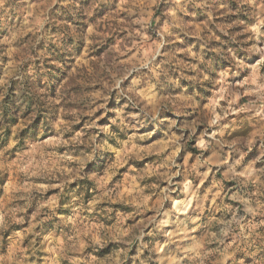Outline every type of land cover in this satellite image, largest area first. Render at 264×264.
Segmentation results:
<instances>
[{"label":"clouds","instance_id":"clouds-1","mask_svg":"<svg viewBox=\"0 0 264 264\" xmlns=\"http://www.w3.org/2000/svg\"><path fill=\"white\" fill-rule=\"evenodd\" d=\"M189 2L0 0V264H264V0Z\"/></svg>","mask_w":264,"mask_h":264},{"label":"rangeland","instance_id":"rangeland-1","mask_svg":"<svg viewBox=\"0 0 264 264\" xmlns=\"http://www.w3.org/2000/svg\"><path fill=\"white\" fill-rule=\"evenodd\" d=\"M197 3H198V0H190V2L186 5V13H183V12L177 13L176 24L181 25V26H183L184 24H193L196 26V30H197L198 34H193L191 36H182L183 44H166L163 48L164 51H172L175 48L191 46L192 44H196L197 48H198L199 43H203V41L200 39V37L205 34L206 29H202L200 26L207 22L208 14H207V11L203 10L202 8L197 7ZM164 7H165V5H163V4L160 5L161 9H163ZM157 15H160V13L157 12ZM221 19H223V18H217L216 22L219 23ZM209 27L211 28L212 26L209 25ZM169 31L172 32L173 34H175V33L180 31V28H170ZM216 34L220 35L219 32H217ZM221 38H223V37H221ZM108 39L111 40L112 37L109 36ZM209 44L210 45H217L218 42L210 40ZM153 51H154L153 49H145L143 51L144 59H146V60L150 59L152 54H153ZM194 51H195V49H194ZM181 58L186 59V60L191 59L190 57H183V56H181ZM83 70L85 71V73H87L89 70H92V69L90 68V66H86ZM259 72L262 75H264V66H261L259 68ZM73 127H76V126L74 125ZM200 131H202V128L200 129ZM53 138L55 139V137H53ZM189 149H190V151L193 152L192 161H194L195 160V154H196L195 149H192L191 145H189ZM254 152H256L255 148H253V153ZM183 155H184V152L182 151L181 156H183ZM249 156H252V153H249ZM145 159L146 160H154V159H156V157L155 156H149V157H146ZM246 159H247V157H246ZM192 161H190V162H192ZM224 170H225L224 168H221V171H224ZM201 171H203V169H201ZM17 175L18 174L15 171H13L10 174L11 178H9V181H8V194L9 195L12 193L13 189L17 186L18 181L14 182V178ZM176 179L179 180L180 178L177 177ZM73 183H76V181H74ZM210 183H211V177L209 178V181L205 183L204 187L205 188L209 187ZM232 183H234V182H230L228 184V187H231ZM57 191H59L58 188L50 189L49 195H51L53 192H57ZM201 191H203V189H201ZM130 192H131V190H126V193H122L121 195L123 197L127 193H130ZM173 196L175 197L176 194L174 193ZM177 198H179V197H177ZM153 199H155V198H153ZM168 206L169 205L166 203L165 207H168ZM62 207H63V200H60L57 202L56 211L59 212L62 209ZM115 207H120L122 210H124V209H129L131 206L130 205H124V204H117V205H115ZM29 211H31V210H29ZM148 215H151V213H148ZM113 223H114V221L109 222L108 226H111ZM132 223H133V221L131 219H129L127 221L128 225H131ZM40 227H42V225H38L36 230L39 231ZM107 247L111 248L112 245H108ZM167 251L168 250L165 249V252H167ZM134 253H135V247H133L132 253H130V255L134 254ZM160 259H161V261L164 260L163 254H161ZM113 264H115V262H113Z\"/></svg>","mask_w":264,"mask_h":264}]
</instances>
